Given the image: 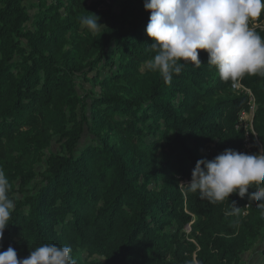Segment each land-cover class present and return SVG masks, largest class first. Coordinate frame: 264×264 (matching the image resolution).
Segmentation results:
<instances>
[{"label": "trees", "instance_id": "1", "mask_svg": "<svg viewBox=\"0 0 264 264\" xmlns=\"http://www.w3.org/2000/svg\"><path fill=\"white\" fill-rule=\"evenodd\" d=\"M23 1L0 0V169L10 183L22 177L8 191L14 209L0 252L12 246L22 259L56 244L70 246L77 264H99L95 256L101 264H243L264 236L258 202L234 192L213 204L181 183L197 160L242 148L250 96L219 78L206 50L199 68L181 61L170 85L159 72L142 84L156 54L144 0L42 1L31 27ZM91 13L105 27L82 36L80 18ZM70 38L72 51L62 54ZM239 81L255 97L259 153L264 75ZM54 133L60 147L44 170L25 169L33 149L51 150ZM232 201L239 215L230 214Z\"/></svg>", "mask_w": 264, "mask_h": 264}, {"label": "clouds", "instance_id": "2", "mask_svg": "<svg viewBox=\"0 0 264 264\" xmlns=\"http://www.w3.org/2000/svg\"><path fill=\"white\" fill-rule=\"evenodd\" d=\"M150 10L146 33L153 39L154 57L146 63L158 71L166 85L184 67L181 61L201 66L198 50H206L208 64L215 66L219 78L235 84L245 75H264V38L250 27V21L264 12V0H144ZM100 17L80 18L81 28L92 33L101 29ZM188 191L215 204L237 193L241 198L258 202L264 214V149L248 154L227 148L211 160L195 163L191 179L181 183ZM250 186L256 191L249 193ZM10 182L0 169V240L9 225L14 201L8 196ZM240 207L232 201L230 214L239 215ZM70 246L43 244L18 259L17 251L9 246L0 252V264H77ZM99 264L105 257L98 256Z\"/></svg>", "mask_w": 264, "mask_h": 264}, {"label": "rangeland", "instance_id": "3", "mask_svg": "<svg viewBox=\"0 0 264 264\" xmlns=\"http://www.w3.org/2000/svg\"><path fill=\"white\" fill-rule=\"evenodd\" d=\"M42 1H45L47 4H52L54 3L56 0H24V4L25 6L28 8L29 12H30V20L28 22V26L31 27L33 26V24L35 23V21L41 17V13L42 12V6L40 5ZM68 2L69 0H63ZM84 2V5L87 6L89 3L95 1V0H82ZM68 4H71L68 2ZM73 8H76L74 5L72 6ZM73 19L78 18L79 15L73 16L71 14ZM103 24V23H102ZM105 27V24H103L101 26V29L95 33H99L102 31V29ZM86 28H81V26L79 27V34H81L82 36H85V31ZM74 44V39L70 38L69 39V44H67L63 51L62 54H67L70 53V51H72V47ZM60 56V55H59ZM158 71H151L148 70L146 66L143 67L142 73H141V78H140V82L142 84H147L149 81H151L155 75L157 74ZM127 84H122L117 86L118 88L124 89L126 88ZM249 118L244 120V123H250ZM59 143L57 141V135H55V133L52 135V139H51V150H45L44 154L42 153H37L36 149L34 150V153L32 152V155L30 157V159H27L26 164H24L25 169L27 170H31V169H35L37 171H42L44 170V168L46 167L45 165V161L47 159V156L49 155V152H56L59 150ZM46 153V155H45ZM8 178V177H7ZM21 178L22 177H17L15 178L11 183H10V189H20V183H21ZM9 180V179H8ZM184 187V185H183ZM190 231V227L188 226V230L187 232ZM264 247V236L261 237L259 240H257L254 243V246L252 247V249L250 251H247L245 254H243V264H256L259 262L260 260V256H261V251ZM83 256H86V252L83 251L82 252ZM95 258H97V256H95Z\"/></svg>", "mask_w": 264, "mask_h": 264}, {"label": "built area", "instance_id": "4", "mask_svg": "<svg viewBox=\"0 0 264 264\" xmlns=\"http://www.w3.org/2000/svg\"><path fill=\"white\" fill-rule=\"evenodd\" d=\"M251 25L254 28H259L261 30H264V12H263V17L262 18H256L255 20L250 21ZM233 89L238 90L240 92L246 93L250 96V109L248 111H244L242 112L241 116H240V120H241V127L244 128L245 130V139H244V143L242 148L239 150L240 152H244V153H248V154H253L254 153V142L252 139V134H254L256 141H258V138L256 136V133L254 131V127H253V118H254V114L257 108L256 105V101H255V97L252 94V92L250 91V89L246 88L240 81L233 84ZM250 118L249 121L250 123L245 122L244 120L247 118ZM259 142V141H258ZM189 182V180H186L182 183H187ZM181 186H183L181 184Z\"/></svg>", "mask_w": 264, "mask_h": 264}]
</instances>
